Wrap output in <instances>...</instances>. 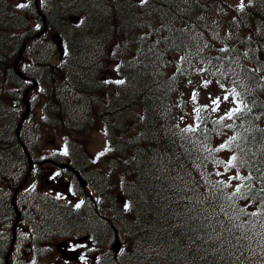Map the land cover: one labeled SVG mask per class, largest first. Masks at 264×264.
<instances>
[{
    "label": "trees",
    "instance_id": "1",
    "mask_svg": "<svg viewBox=\"0 0 264 264\" xmlns=\"http://www.w3.org/2000/svg\"><path fill=\"white\" fill-rule=\"evenodd\" d=\"M22 1L30 2L0 0V264L12 240L11 198L28 170L16 127L32 80L31 115L19 136L34 166L18 195L30 190L33 175L43 178L42 164L53 158L42 157L40 132L59 130L72 138L68 163L98 197L87 203L74 181L80 207L35 193L19 221L32 238L84 239L99 264L264 263L245 251L264 241V0H38L48 34L36 40L30 37L40 20L33 1ZM25 40L21 79L12 64ZM222 70L245 89L229 141L252 182L230 195L212 179L207 186L199 172L196 159L212 156L219 141L208 116L201 112L183 131L172 123L186 105L182 88L193 84L197 94ZM98 123L108 150L94 164L83 145ZM107 202L111 210H102ZM112 218L123 247L116 257Z\"/></svg>",
    "mask_w": 264,
    "mask_h": 264
},
{
    "label": "rangeland",
    "instance_id": "2",
    "mask_svg": "<svg viewBox=\"0 0 264 264\" xmlns=\"http://www.w3.org/2000/svg\"><path fill=\"white\" fill-rule=\"evenodd\" d=\"M235 1V0H232ZM96 7H93L92 10H94ZM98 10L95 11V13H97ZM228 84L231 86V88H223V86L221 87L222 89H219L217 91H213L212 93L207 94L206 97H204V92L202 91V96L197 95L200 98L201 103L203 104H211L213 103V100H215L216 98H219V107L217 108V110L225 115L229 109H232L236 104L239 103L240 101V93L243 91V88H241V86L239 85V83L237 81H235L234 79H231L230 81H228ZM192 88L193 85H187V87H183L182 88V92L187 94L188 92L191 93L192 92ZM224 96H228L229 99L228 100H224L223 97ZM204 97V98H202ZM191 106V104H190ZM216 107V105H215ZM47 147L52 148V144L48 141L47 143ZM105 143L103 141V137L98 133H94V137L92 142L88 145L87 147V156L93 160L94 158H96L97 156H99L102 151H104L105 149ZM228 159H229V151L226 150L225 153L222 155V160H220V165H221V170L223 173L222 178H224L229 172L233 171L230 169L229 164H228ZM98 168V165L96 167V169ZM219 172V169H217V173ZM53 174L54 171H52ZM63 178L64 180H69L70 177L66 176L65 174H63ZM64 187V184L63 186ZM62 200H64L65 202H74V198L72 195H69L68 197L66 195H60L59 196Z\"/></svg>",
    "mask_w": 264,
    "mask_h": 264
},
{
    "label": "snow or ice",
    "instance_id": "3",
    "mask_svg": "<svg viewBox=\"0 0 264 264\" xmlns=\"http://www.w3.org/2000/svg\"><path fill=\"white\" fill-rule=\"evenodd\" d=\"M18 6L23 7L24 5H18ZM193 98H195V93H193ZM223 99H224V100H228L229 97H228V96H224ZM213 103L216 105V107H214L212 110H213V111H216L217 108L219 107V98H216L215 100H213ZM196 111L199 112L200 110L197 109ZM239 111H240L239 108H236V109H229V111L225 114V116H222L220 119H221V120H223V119H225V118H227V119H231L232 116H233L236 112H239ZM228 127H231V125H228ZM188 130L195 131V129H185V131H188ZM232 139H235V137H232ZM224 147H225V145H224V144H221V145L219 146V148H217L216 150L219 151L220 149H222V148H224ZM101 155H103V153H101ZM232 159H233V158H230L229 161H228L229 166H231ZM230 179H231V178H230ZM235 179H240V177L237 176V177H235ZM237 190H239V189H237ZM77 207H79V205H77Z\"/></svg>",
    "mask_w": 264,
    "mask_h": 264
},
{
    "label": "bare ground",
    "instance_id": "4",
    "mask_svg": "<svg viewBox=\"0 0 264 264\" xmlns=\"http://www.w3.org/2000/svg\"><path fill=\"white\" fill-rule=\"evenodd\" d=\"M1 21V20H0ZM3 41V40H2ZM2 43V42H1ZM5 48V47H4ZM57 60V59H56ZM12 67H13V64H12ZM19 67V66H18ZM19 70L22 72L23 70H22V68H20L19 67ZM19 78H21V79H24V76L22 75V74H20V76H19ZM80 86V85H79ZM81 86H83V85H81ZM59 88V87H58ZM126 93V92H125ZM229 121H230V119H229ZM80 137V136H79ZM257 139V138H256ZM255 145V144H254ZM248 147V146H247ZM11 243H12V240H11V242H10V245H9V248H8V251L10 250V247H11ZM166 249V248H165ZM168 250H170V249H168ZM7 254H8V252H7Z\"/></svg>",
    "mask_w": 264,
    "mask_h": 264
},
{
    "label": "water",
    "instance_id": "5",
    "mask_svg": "<svg viewBox=\"0 0 264 264\" xmlns=\"http://www.w3.org/2000/svg\"><path fill=\"white\" fill-rule=\"evenodd\" d=\"M15 69L17 70V62H15ZM114 250L117 251L116 246H114Z\"/></svg>",
    "mask_w": 264,
    "mask_h": 264
}]
</instances>
